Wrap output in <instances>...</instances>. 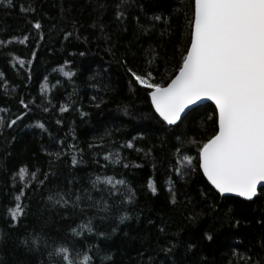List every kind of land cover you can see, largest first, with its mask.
Segmentation results:
<instances>
[{
    "label": "trees",
    "instance_id": "16d2710c",
    "mask_svg": "<svg viewBox=\"0 0 264 264\" xmlns=\"http://www.w3.org/2000/svg\"><path fill=\"white\" fill-rule=\"evenodd\" d=\"M119 4L121 0H12L8 7L0 0V40L29 35L26 45L13 41L0 46V109L4 110L0 115L14 119L24 113L0 133V264L46 260L28 252L21 241L33 232L63 237L70 225L76 227L85 213L52 207L47 196L69 188H90L93 173L104 171L96 160L104 165L103 156L112 142L121 146L129 167L109 166L106 174L128 181L135 199L94 222L98 231L108 234L106 238H86L87 245H98L102 254L111 255L105 264H245L242 257L258 258L257 253H264V187L253 201L225 198L198 167L184 178L171 171L180 159L173 155L179 143L175 136L187 139L196 134L203 140L213 135L216 126L208 117L215 119V106L204 104L194 113V121L190 117L180 128L165 131L150 106L148 90L129 82L127 68L144 67L151 58L146 53L155 54L157 79L167 82L176 74L181 52L189 44L192 0H127L124 17L117 19ZM29 6L34 11L21 10ZM156 16L161 19L155 20ZM36 21L42 25L39 32L32 26ZM69 32L72 35L65 38ZM33 51L36 56L30 68L13 67L11 54L28 59ZM62 67L75 73L71 82ZM48 99L50 110L45 112ZM61 106L68 110L61 113ZM106 132L111 135L105 136ZM186 132L189 137L183 135ZM129 140L134 148L123 147ZM188 149L184 144L182 154L195 157V148ZM54 152L63 154L57 159L50 155ZM73 155L82 162L73 166ZM21 166L37 172V178L13 180ZM45 174L48 179L40 187ZM169 177L176 181L175 204L166 184ZM150 179L158 189L155 195L148 188ZM22 190L25 216L12 227L8 209ZM125 212L129 218L120 223L118 217ZM86 213L95 214L96 209Z\"/></svg>",
    "mask_w": 264,
    "mask_h": 264
},
{
    "label": "snow or ice",
    "instance_id": "6c2138e0",
    "mask_svg": "<svg viewBox=\"0 0 264 264\" xmlns=\"http://www.w3.org/2000/svg\"><path fill=\"white\" fill-rule=\"evenodd\" d=\"M5 2L8 7L12 6V0ZM126 3L127 0H121V4L117 5V19L124 17L123 9ZM21 10L30 12L34 11V8L22 7ZM154 19L160 20L161 17L156 16ZM32 26L38 32L42 29L39 21L34 22ZM188 27L189 44L181 52L178 71L173 77L167 82L163 77L157 79L154 75H159L154 64L155 54L146 53L151 58L146 60L144 67L139 70L127 68L131 77L129 82L148 90L150 106L154 109L157 119L165 126V131L172 126L180 128L190 117L194 121V113L202 107L201 102H214L215 119L208 117L216 126L214 134L203 140L196 139V134L189 137L187 132L183 134L189 137L187 139L175 136L179 143L174 145L173 155L180 159L178 163L172 164L171 171L179 178H184L198 167L220 197L226 198L229 194H235L253 201L257 197L258 186H264V0H192V16ZM71 35L70 32L66 33L65 38ZM39 39H43L42 33ZM28 40L29 35L26 34L22 38L0 40V46H6L13 41L26 45ZM11 55L13 67L18 64L23 69L25 66L30 68L34 63L36 52L33 51L28 59ZM123 63L127 64V61ZM67 64L66 61L65 66ZM60 71L71 82L75 73L64 70L63 67ZM41 92L46 94V87L42 86ZM32 103L35 104V101ZM20 104L23 108H28L23 99ZM50 105L51 100L48 99L43 111L48 112ZM67 110V106L60 107L61 113ZM3 111L0 109V112ZM23 115L24 113L17 115L14 119H6L0 115V133L5 127L15 125ZM59 123L61 121L57 120V124ZM37 126L46 131L43 123H38ZM104 135L110 136L111 133L106 132ZM99 139L102 141L104 136ZM184 144L189 145V151L192 147L195 148V157L182 154ZM72 147L76 148L75 145ZM120 147L116 142H112L111 150L103 156L104 165H100L99 159L96 160L97 166L102 167L104 171L93 173L94 178L90 177V188H69L67 191L48 194L47 200L52 207H60L73 213L79 211L85 215L80 218L76 227L70 225L63 237L33 232L21 241L28 252L46 256V260L41 259L39 264H97V257L100 264L111 260V255L102 254L98 245H87L86 238H106L108 234L98 231L94 222L97 218L106 219L113 207L130 204L135 199V191L128 181L106 174L109 166L129 167V164L124 162ZM123 147L131 149L134 144L129 140ZM78 151L83 152V149ZM62 154L50 153L57 159ZM81 162L82 158L78 161L76 155L72 156L73 166ZM152 167L155 170V160ZM16 176L21 179L28 177L31 182L37 178V172L30 173L27 166H21L14 174L13 180ZM47 179L48 174H45L43 179L39 180V186L43 187ZM175 183L171 177L166 181L173 204L177 202ZM148 188L153 195L157 194L154 179L149 180ZM93 193L97 195L94 196ZM23 195V190L16 194L14 207L8 209L12 227L18 226L25 216V208L21 203ZM89 208L96 209V213L88 215L86 209ZM99 213L105 215L98 216ZM128 218L126 212L118 217L120 223ZM207 238L211 240L212 236ZM2 239L3 233H0V240ZM256 255L258 258L246 256L242 259L245 264H264V253Z\"/></svg>",
    "mask_w": 264,
    "mask_h": 264
},
{
    "label": "water",
    "instance_id": "95a60500",
    "mask_svg": "<svg viewBox=\"0 0 264 264\" xmlns=\"http://www.w3.org/2000/svg\"><path fill=\"white\" fill-rule=\"evenodd\" d=\"M202 103V105H204V104H207V103H211V104H213L214 105V102H212V101H203V102H201ZM215 106V105H214ZM192 107H196V106H192ZM206 178V177H205ZM207 179V178H206ZM264 186H258V189H257V195L259 194V190L261 189V188H263ZM228 196H236V197H239V196H237V195H235V194H229ZM240 198H243V197H240ZM256 198V197H255ZM254 198V199H255ZM243 199H245V198H243ZM246 200V199H245Z\"/></svg>",
    "mask_w": 264,
    "mask_h": 264
}]
</instances>
